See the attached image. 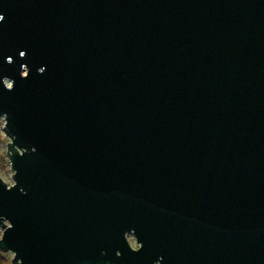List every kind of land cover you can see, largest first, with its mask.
<instances>
[{
  "label": "water",
  "instance_id": "95a60500",
  "mask_svg": "<svg viewBox=\"0 0 264 264\" xmlns=\"http://www.w3.org/2000/svg\"><path fill=\"white\" fill-rule=\"evenodd\" d=\"M0 115L11 264H264V0H0Z\"/></svg>",
  "mask_w": 264,
  "mask_h": 264
},
{
  "label": "rangeland",
  "instance_id": "374dc122",
  "mask_svg": "<svg viewBox=\"0 0 264 264\" xmlns=\"http://www.w3.org/2000/svg\"><path fill=\"white\" fill-rule=\"evenodd\" d=\"M4 122V116L0 115V175L7 183H10L13 181L11 176L12 168L10 167V161L6 151L9 136L3 128ZM126 237L131 245L136 246L138 244L131 231L126 232ZM0 254L4 257L2 264H11L12 251L0 249Z\"/></svg>",
  "mask_w": 264,
  "mask_h": 264
},
{
  "label": "trees",
  "instance_id": "16d2710c",
  "mask_svg": "<svg viewBox=\"0 0 264 264\" xmlns=\"http://www.w3.org/2000/svg\"><path fill=\"white\" fill-rule=\"evenodd\" d=\"M3 259H4V257L0 254V264H2Z\"/></svg>",
  "mask_w": 264,
  "mask_h": 264
},
{
  "label": "built area",
  "instance_id": "2783aa9c",
  "mask_svg": "<svg viewBox=\"0 0 264 264\" xmlns=\"http://www.w3.org/2000/svg\"><path fill=\"white\" fill-rule=\"evenodd\" d=\"M0 233H1V227H0Z\"/></svg>",
  "mask_w": 264,
  "mask_h": 264
}]
</instances>
